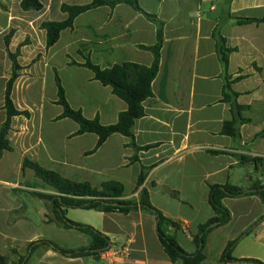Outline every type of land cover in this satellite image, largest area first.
I'll return each instance as SVG.
<instances>
[{"label":"crops","instance_id":"0c3cea01","mask_svg":"<svg viewBox=\"0 0 264 264\" xmlns=\"http://www.w3.org/2000/svg\"><path fill=\"white\" fill-rule=\"evenodd\" d=\"M41 11H24L22 0H0V129L6 120L5 90L13 74L8 50L22 68L12 100L17 110L31 116L14 117L8 139L12 151L0 159V254L9 264H183L173 263L157 235L156 217L138 209L128 214L68 209V220L91 226L110 239V251L122 255L72 258L42 245L51 241L66 250L86 249L91 237L65 228L56 218L49 200L36 194L57 191L24 169L25 159L76 182H89L102 189L107 182L124 187L123 200L139 202L146 189L152 205L166 218L185 226L171 229L180 247L189 255L197 252L194 238L210 222L215 211L209 201V186L231 184L244 190L264 185V23L238 24L237 18L264 19V0H140L146 12L164 22V44L159 73L152 84L153 97L143 103L145 117L134 125L131 139L112 135L95 153V134L75 136L78 124L57 121L63 112L56 105L57 71L66 98L88 119L97 115L103 125L118 122L127 104L110 87L96 81L84 67V57L102 69L126 62L150 67L154 56L140 47L157 43V26L126 4L92 9L76 18L72 29L62 31L58 43L47 49L44 22H63L62 6H85L91 0H39ZM220 35L230 55L228 74L243 77L233 84L238 104L246 107L238 123V140L222 133L231 121L232 106L222 101L225 72L218 58L213 32ZM211 151H222L213 155ZM255 159H260L255 161ZM145 170L146 179L138 187ZM228 224L213 229L205 242L203 264H264V222L246 233L264 215L256 196L227 198ZM19 232L20 236H17ZM235 261H223L230 242ZM13 242L21 244L18 248Z\"/></svg>","mask_w":264,"mask_h":264},{"label":"trees","instance_id":"16d2710c","mask_svg":"<svg viewBox=\"0 0 264 264\" xmlns=\"http://www.w3.org/2000/svg\"><path fill=\"white\" fill-rule=\"evenodd\" d=\"M92 2L85 6H62V11L68 14V19L63 22H44L42 28L47 33V49L55 46L62 31L72 29L76 18L92 9L107 6L115 8L118 5L126 4L135 11L142 14L148 21L157 26V43L153 47L141 46L143 50L150 51L154 56V61L150 67L137 63L126 62L123 64L114 65L112 68L102 69L94 64L89 57H84L85 63L78 64L71 61L72 66L84 67L93 72L96 81L106 87L112 89V93L124 101L128 108L120 113L118 122L113 125H103L99 115L93 119H88L84 116L81 110H75L69 104L62 81L55 71V82L58 89V100L56 105L62 107L63 112L56 118L57 121L70 119L79 126V130L75 136L84 134H95L98 136V141L95 149L91 153H95L104 143L114 134L131 139V146L137 149L135 144L134 125L139 119L145 117V109L143 103L153 97L152 84L156 79L161 60V50L164 44V22L156 15L150 14L143 10L140 6V0H91ZM21 8L24 11H41L43 5L39 0H22ZM238 24L246 25L251 23H264V19H244L237 18ZM12 32L6 37L7 52L12 60L13 74L6 85L4 110L6 112V120L0 129V159L4 151H12L11 143L8 139L11 131L12 119L18 116L30 118L31 114L28 111H19L16 109L13 100L12 92L16 80L19 77V72L22 70L18 64L17 58L20 50L13 54L8 50V44ZM213 38L216 41V49L220 63L225 72V86L223 90L222 101L230 103L232 106V114L234 118L231 121L224 123L222 133L231 137L233 140L240 138V133L237 128L238 123H246L248 120L241 118L240 114L246 107L238 104L239 93L232 89V86L243 77L232 78L228 74L230 65V55L236 52L235 48L226 46V39L220 35V26L216 27L213 32ZM256 138H264V130L258 134ZM213 155L223 154L222 151H211ZM260 159H255L259 161ZM24 169L32 170L36 177L44 183L55 189L58 195H43L36 194L41 199L49 200L53 205V211L57 220L67 229H75L91 237V245L86 249L66 250L61 248L51 241H40L32 245V250L36 247L45 245L56 252L72 258L94 256L99 257L102 253L110 249V239L97 231L91 226L78 224L68 220L66 212L68 209H83L94 210L102 213H121L128 214L132 211L141 209L147 211L156 217L157 235L161 245L170 257L173 263L181 261L183 264H203L206 259L204 250L205 242L208 234L215 228L226 225L231 220L230 211L224 206L223 201L227 198H242L256 196L264 205V185L255 183L250 189L232 186L231 184L211 185L209 186V201L215 211L216 216L207 224L200 227L199 234L194 238L198 247L195 254H187L178 244L174 235L170 234V230L180 229V224L166 218L159 210L151 203L149 194L146 189H142L139 202L135 200H123L124 187L117 182H107L103 184L102 189L94 188L89 182H76L61 176L59 173L45 169L36 162L25 159L23 163ZM146 179V172L142 170L138 178V187L143 186ZM264 222V215L252 225L246 233L252 232L259 224ZM213 225V227H211ZM238 240L230 242L227 246L222 260L235 261L232 258V252L237 245ZM256 264H263L257 260H244ZM0 264H9L7 259L0 254ZM22 264V262L20 263Z\"/></svg>","mask_w":264,"mask_h":264},{"label":"built area","instance_id":"2783aa9c","mask_svg":"<svg viewBox=\"0 0 264 264\" xmlns=\"http://www.w3.org/2000/svg\"><path fill=\"white\" fill-rule=\"evenodd\" d=\"M181 228H182V230L184 232H186L188 234V231H187L185 226H182ZM122 254H123V257H125L126 256V250H117V251L112 252L109 249L108 251L102 253L101 255L109 258V257H113V256H119V255H122Z\"/></svg>","mask_w":264,"mask_h":264},{"label":"rangeland","instance_id":"374dc122","mask_svg":"<svg viewBox=\"0 0 264 264\" xmlns=\"http://www.w3.org/2000/svg\"><path fill=\"white\" fill-rule=\"evenodd\" d=\"M101 190V189H100ZM17 236H20L19 235V232H17ZM18 248H21V247H23V246H21V244L20 243H18V242H13Z\"/></svg>","mask_w":264,"mask_h":264},{"label":"water","instance_id":"95a60500","mask_svg":"<svg viewBox=\"0 0 264 264\" xmlns=\"http://www.w3.org/2000/svg\"><path fill=\"white\" fill-rule=\"evenodd\" d=\"M211 227H213V225Z\"/></svg>","mask_w":264,"mask_h":264}]
</instances>
